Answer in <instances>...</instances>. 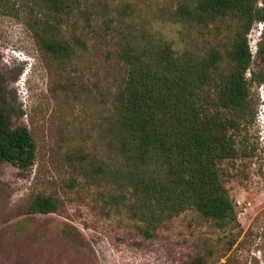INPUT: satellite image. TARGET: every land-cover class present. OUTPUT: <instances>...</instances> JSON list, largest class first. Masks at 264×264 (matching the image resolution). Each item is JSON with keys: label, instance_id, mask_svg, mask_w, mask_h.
Returning <instances> with one entry per match:
<instances>
[{"label": "rangeland", "instance_id": "1", "mask_svg": "<svg viewBox=\"0 0 264 264\" xmlns=\"http://www.w3.org/2000/svg\"><path fill=\"white\" fill-rule=\"evenodd\" d=\"M196 3L75 0L60 26L73 46L65 54L41 44L43 27L55 23L43 2L0 0L3 106L36 144L29 168L0 162V264H264V57L257 53L264 19L247 33L250 111L237 131V155L219 163L235 219L221 223L189 208L145 235L114 171L121 162L113 97L125 75L122 48L169 43L197 56L217 50L219 69L229 66L226 53L243 20L181 12ZM37 194L53 198L56 212H29Z\"/></svg>", "mask_w": 264, "mask_h": 264}, {"label": "trees", "instance_id": "2", "mask_svg": "<svg viewBox=\"0 0 264 264\" xmlns=\"http://www.w3.org/2000/svg\"><path fill=\"white\" fill-rule=\"evenodd\" d=\"M53 11L55 23L40 34L43 47L68 54L73 46L60 26L75 0H40ZM257 0H197L181 12L204 18L236 15L244 22L226 53L229 66L220 70L222 54L206 56L179 51L166 43L149 49L124 47L119 52L125 75L114 94V133L121 175L129 188L130 215L141 221L145 235L165 220L194 208L221 223L235 219V210L219 174V163L237 155V131L250 111L245 78L251 60L247 33L264 19ZM44 24V22H39ZM264 33V32H263ZM76 44H84L77 38ZM257 53L264 57V43ZM0 83V162L21 170L36 156V144L26 125H13L6 113ZM97 170L103 172L97 166ZM57 202L37 194L29 212H56Z\"/></svg>", "mask_w": 264, "mask_h": 264}]
</instances>
